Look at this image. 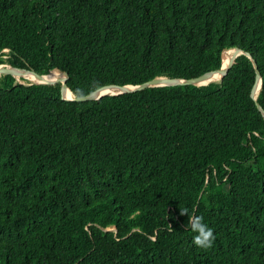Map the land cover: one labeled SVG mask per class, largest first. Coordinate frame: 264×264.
<instances>
[{"label": "trees", "instance_id": "16d2710c", "mask_svg": "<svg viewBox=\"0 0 264 264\" xmlns=\"http://www.w3.org/2000/svg\"><path fill=\"white\" fill-rule=\"evenodd\" d=\"M233 48L255 99L241 53L87 102L1 74L0 264H264V0H0V65L66 73L72 99Z\"/></svg>", "mask_w": 264, "mask_h": 264}, {"label": "water", "instance_id": "95a60500", "mask_svg": "<svg viewBox=\"0 0 264 264\" xmlns=\"http://www.w3.org/2000/svg\"><path fill=\"white\" fill-rule=\"evenodd\" d=\"M231 53H241V54L245 55L248 59L251 60L252 65L255 69V75H256L255 83H254V85L252 87V91H251V97L253 99H255L257 91L259 90L260 85H261L260 73L257 69V65H256L255 61H253L251 59V56L247 53H243L242 51H240L236 48L227 49V50L223 51V53H222V67L218 73H206V74L200 76L199 78L189 79V80H182V79L164 80V79L160 78V79H155L151 82H147L145 84L137 85V86H123L121 88L103 87V88H100V89L96 90L95 92L91 93L90 95L80 97V98H76V99H72L70 97V91L66 86V80L68 79V76L66 75V73H63L57 69L54 71H51L47 75H41L40 76V75H36L35 73H32L30 71L16 69V68H12L10 66L0 65V75L1 74L11 75L13 77H15V75H17V74L28 75L33 79V81H31V82L34 84H49V83L54 82V81H59L62 83L60 91H61V94L63 96V99L68 100V101L74 100L76 102H87V101H91V100H97V99H99L102 96H105L107 94L121 95V94H125L128 92L134 91V90H138L140 88L164 87V86H170V85L203 86V85H207L211 81L208 83H203V84H197V81L205 80L206 78L212 77V76L217 77L216 81H220L226 75L227 71L230 68L231 61L229 60L228 56ZM60 76H64V79L61 80ZM65 94H67V97H64ZM256 107L262 113V115L264 117V113L257 103H256Z\"/></svg>", "mask_w": 264, "mask_h": 264}, {"label": "clouds", "instance_id": "9594fccd", "mask_svg": "<svg viewBox=\"0 0 264 264\" xmlns=\"http://www.w3.org/2000/svg\"><path fill=\"white\" fill-rule=\"evenodd\" d=\"M180 214L188 217L187 227L190 228L192 232L197 233V235L193 237V245L204 250L212 248L216 237L214 236L213 230L204 223L203 216L195 215V212L189 214L186 208L180 210Z\"/></svg>", "mask_w": 264, "mask_h": 264}, {"label": "bare ground", "instance_id": "6f19581e", "mask_svg": "<svg viewBox=\"0 0 264 264\" xmlns=\"http://www.w3.org/2000/svg\"><path fill=\"white\" fill-rule=\"evenodd\" d=\"M224 66V65H223ZM26 79H28L29 81H33V79L30 77V76H28V75H23ZM15 77L16 78H18L19 79V77H18V74L17 75H15ZM213 77V76H212ZM213 78H215V79H217V77H213ZM213 78H206L205 80H200V81H197V84H203V83H208V82H212V81H216L215 79H213ZM60 79L61 80H63L64 79V77L63 76H60ZM64 97H67V94H65V96Z\"/></svg>", "mask_w": 264, "mask_h": 264}, {"label": "rangeland", "instance_id": "374dc122", "mask_svg": "<svg viewBox=\"0 0 264 264\" xmlns=\"http://www.w3.org/2000/svg\"><path fill=\"white\" fill-rule=\"evenodd\" d=\"M18 77H20V75H18Z\"/></svg>", "mask_w": 264, "mask_h": 264}]
</instances>
